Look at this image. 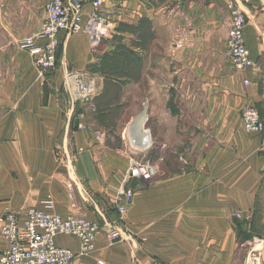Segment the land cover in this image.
I'll use <instances>...</instances> for the list:
<instances>
[{"label":"crops","instance_id":"crops-1","mask_svg":"<svg viewBox=\"0 0 264 264\" xmlns=\"http://www.w3.org/2000/svg\"><path fill=\"white\" fill-rule=\"evenodd\" d=\"M48 1L0 0V217L22 220L50 199L55 213L96 224L90 255L74 237L55 238L73 264H241L245 239L264 235V133L241 122L246 107L264 122V4L241 6L255 64L244 72L229 59L227 0H102L97 37H67L43 72L19 43L38 31ZM129 62L139 76L109 78ZM72 74L94 89L89 103H72ZM142 99L164 100L163 159L130 145L139 117L122 106ZM146 158L151 179L127 181L130 163ZM124 189L132 197L120 214ZM108 226L119 233L111 243Z\"/></svg>","mask_w":264,"mask_h":264},{"label":"built area","instance_id":"built-area-1","mask_svg":"<svg viewBox=\"0 0 264 264\" xmlns=\"http://www.w3.org/2000/svg\"><path fill=\"white\" fill-rule=\"evenodd\" d=\"M226 9L230 17L227 34V48L232 67L237 72L254 68L255 64L244 45L243 30L246 20L241 6L253 2L264 4V0H227ZM102 0H49L44 7L45 18L39 24L35 35L23 39L19 48L26 51L33 64L43 72L57 66V52L63 40L69 36L88 33L93 41L96 27L106 26L107 20L102 13ZM247 84V81H244ZM69 93L72 103L87 104L95 92L82 75L68 77ZM242 127L246 133L263 134L264 122L254 107H246L241 112ZM78 129H84L79 123ZM143 131H145L143 129ZM146 132V131H145ZM99 138V137H97ZM130 141L138 145L136 135ZM264 145V141L262 142ZM133 147V146H132ZM133 149V148H132ZM138 151V149H133ZM155 168L146 163L132 161L127 181L145 182L154 175ZM132 197V191L124 189L120 194L118 212L124 214ZM237 219L240 214H236ZM98 226L83 218L62 216L53 211L50 199L18 215L7 212L0 217V237L4 246L0 248V264H73L76 254L69 249L55 245L58 236H71L80 243L79 255L87 256L95 251ZM106 238L109 243L119 239L116 228L108 226ZM248 253L241 264H264V235L252 237L246 242ZM97 264H104L98 261Z\"/></svg>","mask_w":264,"mask_h":264},{"label":"rangeland","instance_id":"rangeland-1","mask_svg":"<svg viewBox=\"0 0 264 264\" xmlns=\"http://www.w3.org/2000/svg\"><path fill=\"white\" fill-rule=\"evenodd\" d=\"M121 55H124L125 60H130L132 62L134 56L132 52H125V53H121ZM117 54H114V58L116 59ZM122 60V59H121ZM132 63H126V67H121L118 68L116 66V64H114V66H110L109 68V78L112 80L118 79L122 76H139V70L137 68H134L132 65H130ZM145 71V74H147L148 69L145 68L141 71L142 72ZM131 87V85H130ZM139 91L142 92V96L146 95L147 92V84H141L139 86ZM132 88H130V91ZM110 91H114L113 89H111ZM140 104H138V101H131L130 103H126L124 104L125 108H130L131 111L134 110L136 113V116L139 117L138 118V122L139 119L143 122L142 124V129L141 130H145L144 132L147 134L148 138H149V148H138L137 146H135V144H132V148L134 149H138V151H146V152H150V156L152 157V159L154 160H159L158 157H160V151H162V159L164 156L163 150L161 149V144L164 142V136H165V130H164V100H149V99H142L141 101H139ZM178 102V101H177ZM156 115V116H154ZM137 120V119H135ZM134 120V121H135ZM157 122V124H155ZM161 125V126H160ZM132 137L134 135H137L135 132L130 131V134ZM137 137V136H136ZM130 141L133 142V140L130 137ZM157 158V159H156ZM145 161H143L142 163H148L150 166L155 167L154 164L152 165L151 162H149L148 158L144 159ZM151 160V159H150ZM151 160V161H153ZM160 163V166L163 167L164 163L162 162H158Z\"/></svg>","mask_w":264,"mask_h":264},{"label":"bare ground","instance_id":"bare-ground-1","mask_svg":"<svg viewBox=\"0 0 264 264\" xmlns=\"http://www.w3.org/2000/svg\"><path fill=\"white\" fill-rule=\"evenodd\" d=\"M141 129H142V121L140 119H139V122H138V119L133 121L129 128L130 131L133 130V132L137 134L136 136L138 139V145L136 146L138 148H147L149 146V138L147 134Z\"/></svg>","mask_w":264,"mask_h":264},{"label":"trees","instance_id":"trees-1","mask_svg":"<svg viewBox=\"0 0 264 264\" xmlns=\"http://www.w3.org/2000/svg\"><path fill=\"white\" fill-rule=\"evenodd\" d=\"M60 48H61V47H60ZM60 48L58 49V52H57V61H58V59H59ZM237 229L239 230V226L237 227ZM245 240H249V238H246Z\"/></svg>","mask_w":264,"mask_h":264}]
</instances>
